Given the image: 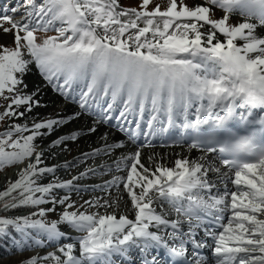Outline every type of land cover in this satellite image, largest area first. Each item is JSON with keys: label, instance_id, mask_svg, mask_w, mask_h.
I'll list each match as a JSON object with an SVG mask.
<instances>
[{"label": "snow or ice", "instance_id": "snow-or-ice-1", "mask_svg": "<svg viewBox=\"0 0 264 264\" xmlns=\"http://www.w3.org/2000/svg\"><path fill=\"white\" fill-rule=\"evenodd\" d=\"M20 8L0 9L12 34L0 43V170L17 168L0 213H19L0 214V239L9 252L51 250L16 264H264V0H24L17 19ZM49 86L78 110L37 111ZM117 112L125 139L103 132L46 163ZM141 137L198 153L169 166L168 154L142 158Z\"/></svg>", "mask_w": 264, "mask_h": 264}, {"label": "bare ground", "instance_id": "bare-ground-1", "mask_svg": "<svg viewBox=\"0 0 264 264\" xmlns=\"http://www.w3.org/2000/svg\"><path fill=\"white\" fill-rule=\"evenodd\" d=\"M19 1L20 0H13L14 3L13 2L12 3L17 4V2H19ZM2 2H3V0H0V9H1ZM39 2H40V0H37V3H39ZM18 15H20V16H18L16 18L20 19L24 15V9L20 10L18 12ZM10 41H11V39L9 36H7L3 33L0 34V43L9 44ZM35 72H36V70L33 68V73H35ZM32 80H39L41 83H43L42 78L39 77L38 74H36V75L30 74L28 77H26V82L32 81ZM29 87L31 88V83L29 84ZM43 100L45 103L48 104V107L37 109V111L41 112V114H47V113H50L53 111H59L62 114H70L73 110H78V104L77 103H74L71 100H65L62 96L59 95V93L53 92L51 90L50 86L46 87ZM113 119H115V118H113ZM92 121H93L92 117L83 116L77 121L70 122L68 125H66L64 127V130L65 131L72 130V129L78 128L81 125L91 124ZM103 132H108L110 134L111 139H125V136L123 134L119 133L118 130L113 131V130L107 128L104 123H101L96 134H92L90 136L83 137V138H81L75 142H69L70 151H67V152L61 154L57 159L48 160V161H46V163H49V164L58 163V162H63L64 160L71 161L74 157L80 155L81 152L88 151L90 146L91 147L99 146V144L103 143L102 141L99 140V135L102 134ZM51 138L52 137H49L48 139H51ZM45 142H47V141H45ZM118 151H128V149H121ZM141 151H142V158L147 157L149 155H152L153 153H156L158 155L168 154L166 162L169 166H173L174 159L176 158V156L174 154H176V153H179L181 156L188 155L190 157H195L198 153L197 150H193V151L189 152L188 149H186V148H170V149L142 148ZM106 159L107 158L104 156H99L94 161H91V160L88 161L87 164L89 166L96 167V166L104 163ZM20 167H22V166H20ZM83 167H84V165L81 164L79 166V169L63 170L59 173V175L62 178H70L72 175H75L78 170H82ZM16 172H17V169L13 170L11 173H6V174L0 175V189H3V187L5 186L6 177H11L12 179L16 178ZM109 179H111V174H105L103 176L90 177V178L82 181V183H84L86 185H91V184H96V183H102L103 181L109 180ZM229 187L231 188L233 186L231 184H229ZM97 194H100V193H97ZM89 195H90V193H82L81 194V196L84 199H87ZM112 195L114 197L115 196L122 197L123 201H125V202L129 200V198L127 197L126 193L123 192V190H121L119 192H117L116 190H113ZM72 198L74 200H77V201L80 200V197H77L75 193L73 194ZM126 210L127 209H126L125 203L122 202L121 206H120V211H126ZM10 213H12V212H10ZM0 214L5 215L7 213H0ZM129 215L131 216L132 214L129 213ZM35 250L24 251V253L20 254L19 256H10L11 258L8 259L7 262L16 264V261H18L24 257L33 255L36 252L43 253L44 251H50L51 249H47V250L41 249L40 251H39V249H35Z\"/></svg>", "mask_w": 264, "mask_h": 264}, {"label": "rangeland", "instance_id": "rangeland-1", "mask_svg": "<svg viewBox=\"0 0 264 264\" xmlns=\"http://www.w3.org/2000/svg\"><path fill=\"white\" fill-rule=\"evenodd\" d=\"M11 2H12V0H4L1 8H3L5 5H7L9 8H11V7H13V6L16 5V4H12ZM121 2L124 5H126V6H135L138 3H140V0H121ZM153 2L154 3H160L161 6L163 7V5L167 3V0H153ZM17 3H19L21 5V8L18 10V12H19L20 10L23 9L24 0H20ZM18 12L14 14L15 17L20 16V15H18ZM215 14L216 15H219L220 13H219V11H217ZM0 34H2V32H0ZM52 34H54V33L53 32H38L37 33L38 37H43L45 35H52ZM5 35L9 36L10 39H11V41L9 42V44H5V45L11 46V43H12V34L11 33H8V34H5ZM2 103H3V101L0 100V104H2ZM0 110H2V109H0ZM4 123H6V122H0V131H3L4 130ZM13 170H15V168L9 169L6 172H4L3 174L11 173ZM5 215H16V214H13V213H10L9 212V213H7ZM13 234H15V233H13ZM8 243H9V241H8V238L7 237H4V238L0 239V248H1V252H3V255L0 257V264H13V263H8L7 262V260L11 258L10 256H19L20 254H23L24 253V252H17V251H15V249H13L11 252H9L7 250V248L4 247V245H7ZM40 250L41 249H39V251Z\"/></svg>", "mask_w": 264, "mask_h": 264}, {"label": "trees", "instance_id": "trees-1", "mask_svg": "<svg viewBox=\"0 0 264 264\" xmlns=\"http://www.w3.org/2000/svg\"><path fill=\"white\" fill-rule=\"evenodd\" d=\"M3 255V252H1V248H0V257Z\"/></svg>", "mask_w": 264, "mask_h": 264}]
</instances>
